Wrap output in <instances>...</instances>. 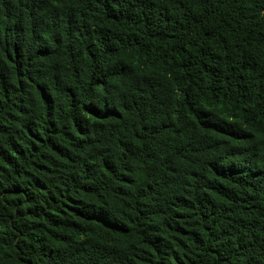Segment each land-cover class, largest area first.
<instances>
[{
	"label": "trees",
	"instance_id": "trees-1",
	"mask_svg": "<svg viewBox=\"0 0 264 264\" xmlns=\"http://www.w3.org/2000/svg\"><path fill=\"white\" fill-rule=\"evenodd\" d=\"M0 264H264V0H0Z\"/></svg>",
	"mask_w": 264,
	"mask_h": 264
}]
</instances>
